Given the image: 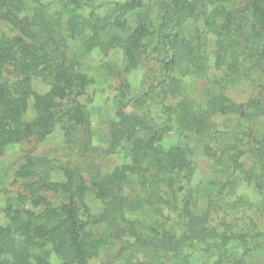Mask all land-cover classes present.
Returning <instances> with one entry per match:
<instances>
[{
  "label": "trees",
  "instance_id": "trees-1",
  "mask_svg": "<svg viewBox=\"0 0 264 264\" xmlns=\"http://www.w3.org/2000/svg\"><path fill=\"white\" fill-rule=\"evenodd\" d=\"M237 1L0 0V17L22 34L0 35V153L57 127L73 151L54 185L59 201L41 192L53 186L45 173L27 184L31 207L5 209L0 264H54L53 255L89 264L105 246L115 249L112 264H264V224L255 219L264 216V0ZM96 49L121 51L126 69L160 56L159 82L113 88L103 151L124 161L106 173L92 161L98 90L90 92L96 78L81 61ZM10 66L15 80L3 76ZM39 77L45 92L34 88ZM190 77L208 80L203 99L185 94ZM237 89L249 91L246 101L232 98ZM160 94L172 102L154 105ZM31 98L36 114L27 118ZM219 113L225 123L215 122ZM36 172L34 161L17 170Z\"/></svg>",
  "mask_w": 264,
  "mask_h": 264
},
{
  "label": "rangeland",
  "instance_id": "rangeland-1",
  "mask_svg": "<svg viewBox=\"0 0 264 264\" xmlns=\"http://www.w3.org/2000/svg\"><path fill=\"white\" fill-rule=\"evenodd\" d=\"M244 1L245 0H238L237 5L242 4ZM232 2H234V0H232ZM125 16L129 17L130 13H127L124 17ZM127 20L128 22L130 21L129 18H127ZM128 24L124 26V29L127 28ZM198 26H200L198 23H194L195 28ZM2 34L9 37L22 36L17 28H14L10 22L0 17V35ZM214 42L215 39L211 36V44L213 48L215 46ZM80 48V40L73 41L72 47L68 52L69 58L75 59L78 57ZM159 60L160 56L158 54L142 55L138 65L126 69L125 56L119 50H112L109 53H104L96 49L93 53L87 54L84 58H81L87 72L96 78V82L91 86L90 92L94 89L98 90V92L92 97L90 106L93 109V121L96 129L93 145L97 147L91 155L93 157L92 161L97 164L98 167H101L100 171L105 173L109 172L115 166L120 165L124 161L122 154H107L103 151V148L106 146L104 134L107 131L108 122L114 118L116 113L115 106L113 105L115 94L113 88H115L121 81H126L130 83L134 91L141 92L148 86L156 84L161 77ZM209 62L211 65H214V54L210 55ZM3 76L8 80H15L13 66H10L9 70L4 72ZM184 83L186 87L184 90L186 95L199 100L206 96L205 89L208 80L190 77L186 78ZM33 84L37 92H45L49 89V86L43 81V79H41V77L33 79ZM248 92L249 91L246 89H237L233 90L230 95L232 98L235 97L238 101H246L249 94ZM151 101H153V104L155 105L157 102H172V99L160 94L154 95ZM32 104L33 98L29 100V108L26 114L27 118H31L36 114ZM226 121L227 115L223 113H219L215 116V122L218 124L225 123ZM63 133V130L60 127H57L52 133L44 138L30 136L18 140L7 145L4 151L0 153V225H4L8 222L5 212V209L8 206L12 205L13 207L21 208L32 206V193L27 184H39L40 175L42 174L49 173V178L45 181L52 183L53 186L51 188H43L41 192L54 203L60 200L58 194L55 193L54 185L64 180L63 171L60 166L63 162L70 160L73 155V151L67 149ZM169 140L172 141L171 138H169ZM188 140L194 142L193 136H190ZM195 152L200 153V150L197 149V145L195 146ZM197 160L204 175L209 176V172H207L209 161L207 158L198 155ZM32 161L37 162L38 172L25 177H21L17 174V170L21 166ZM94 169L93 165L86 166L84 169L85 176H89ZM254 201L256 202L255 204L261 205L262 203L259 197H255ZM259 208L261 207L254 206V210ZM96 211L97 210L94 209L93 212L95 213ZM257 212L255 219L260 225H262L264 224V216L259 213V211ZM114 251L115 249L109 246L103 247L101 252L90 260L89 264H112ZM52 262L54 264H59L60 261L56 255H53ZM201 264H204V261H202ZM205 264L210 263L208 262Z\"/></svg>",
  "mask_w": 264,
  "mask_h": 264
}]
</instances>
